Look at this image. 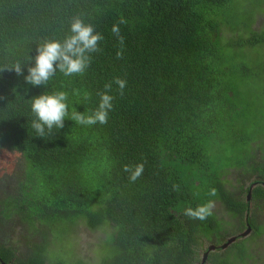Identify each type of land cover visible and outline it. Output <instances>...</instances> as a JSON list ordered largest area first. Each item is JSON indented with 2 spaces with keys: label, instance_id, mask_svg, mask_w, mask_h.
<instances>
[{
  "label": "trees",
  "instance_id": "trees-1",
  "mask_svg": "<svg viewBox=\"0 0 264 264\" xmlns=\"http://www.w3.org/2000/svg\"><path fill=\"white\" fill-rule=\"evenodd\" d=\"M263 14L264 0H0V67L24 64L23 75L0 72V149L19 154L24 172L19 193L3 202L0 218L16 212L42 232L25 251L0 236V264H81L50 253L53 236L59 234L53 242L60 243V231L78 219L90 228H113L109 255L100 264H197L204 240L214 243L219 234L222 244L232 233L215 214L193 220L185 208L211 199L247 222L249 203L229 189L226 175L246 166L247 179L239 181L264 179L254 139L245 135L244 105L250 110L254 99L234 84L264 75L257 63L262 58L245 52L264 44V26L258 29ZM76 15L104 37L90 67L82 76L57 71L47 86L27 83L38 43L62 40ZM121 18L126 23H118ZM117 24L122 59L112 33ZM115 77L127 84L123 96L113 84L106 124L83 126L66 118L62 129L36 136L30 99L64 91L69 113L91 111L97 93ZM260 118L264 132V114ZM243 144L249 150L236 152ZM139 163L143 173L131 182L124 166ZM212 188L215 197L208 195ZM263 189L253 193L256 214L264 209ZM256 214L248 218L252 225ZM258 226L250 236L262 234L264 226ZM236 243L226 250L237 251L232 261L218 255L222 250L208 261L244 262L247 247L235 249Z\"/></svg>",
  "mask_w": 264,
  "mask_h": 264
},
{
  "label": "rangeland",
  "instance_id": "rangeland-1",
  "mask_svg": "<svg viewBox=\"0 0 264 264\" xmlns=\"http://www.w3.org/2000/svg\"><path fill=\"white\" fill-rule=\"evenodd\" d=\"M259 18L261 19L259 20L258 29L263 28L264 26V14L260 15ZM245 52L249 55L256 54V58H262L261 60H258L257 63L258 67L261 68V71L264 74V44L246 48ZM234 84L237 88L236 91L241 92L244 96L250 95V97H253L254 99V103H252L250 110L246 104L244 105L245 126L249 129L245 135L254 139L253 148L259 151L256 154L257 157L255 159L256 163L260 164V157L262 154L261 151L264 144L256 141L264 140L262 119L260 118L264 114V75L256 76L254 78L250 76L244 80L241 78L235 79ZM256 118H259V120L252 130L251 123ZM240 149L242 152H246L249 150V147L243 144L241 148L236 149V152ZM226 157L235 158V163H237L238 158L230 150H227ZM226 163L227 165L229 164V162ZM21 164L19 154L14 152L11 153L7 149H0V209L2 208L5 200L20 191L18 183L24 175ZM247 176L248 172L246 170V166L230 168L228 174L226 175L229 189L236 192L238 179H246ZM251 179L256 180L259 179V177L258 175H254ZM247 184L248 182L246 181V185ZM256 212L257 210H253V214H256ZM214 214L223 222L222 226L224 229L232 233L225 238L234 237L237 234L244 232L245 222L226 210L223 204L219 201H216ZM22 217V215L14 212L8 220L0 218V236H4L9 243L16 245L21 251H25V249L28 248V245H31L39 240L42 236V232L40 229L34 230L32 224L24 221ZM259 222L264 226V209L261 211ZM68 224V228L65 227L62 231H60V243L53 242L55 238L59 237V234L57 236H53V239L51 240L52 243L50 242L51 254H58L61 258L62 256H65L66 260L70 262H73L72 260H77L81 264H100L101 261L109 255L110 249L107 248V243L110 239L109 236L113 232V228L110 224H104L97 228H90L84 219H78L75 222ZM43 229H45V227H43ZM251 235L254 236V234ZM252 236H250L247 241L241 242L239 240L236 243L238 245L235 246V249H238L239 247H247L245 256V259H247H244V262L237 261V264H264V231L259 237ZM213 239L216 241L215 243L204 240L202 246L198 247V250L200 251L198 256L199 261H201L204 252L211 245H221L219 243L222 241V235L217 234L213 236ZM232 251H234V254L237 253L236 250H231L230 252H226L225 250L218 253V255H226L225 258H229L232 261ZM214 254L215 253H211L209 256L212 255L211 257H216ZM48 260L50 262V259ZM208 263L212 264V260L208 261Z\"/></svg>",
  "mask_w": 264,
  "mask_h": 264
},
{
  "label": "clouds",
  "instance_id": "clouds-1",
  "mask_svg": "<svg viewBox=\"0 0 264 264\" xmlns=\"http://www.w3.org/2000/svg\"><path fill=\"white\" fill-rule=\"evenodd\" d=\"M118 23H126V21L121 18ZM112 33L121 45L116 53L117 58L122 59L124 37L120 34L118 24L113 26ZM103 39V34L97 32L92 23H86L80 15L73 16L70 19L69 32L62 40L48 38L38 43L37 55L34 58L30 57L28 61L31 62L34 59L35 64L28 67V75L24 77L25 81L33 86H47L57 71L66 77L82 76L90 67L93 54L101 51L100 41ZM5 69L14 70L17 75H23L24 64L16 61L0 67V72ZM113 84L117 85L120 95L123 96L127 81L115 77L112 82L104 85V91L97 93L100 98L98 106L94 110L85 112L73 109L69 113L68 93L64 91L45 92L33 97L29 100L31 112L35 117L31 121V128L35 130L36 136L44 138L47 134H51L54 128L62 129L66 118L83 126L106 124L115 99L110 94ZM85 99H90V97L86 95ZM123 170L129 174L130 181L135 182L143 173L144 163L125 165ZM172 187L174 191L180 190L177 184H173ZM208 195L217 196V190L210 189ZM215 207L216 202L209 199L195 208L191 206L185 208L184 215L193 220L204 221L214 214Z\"/></svg>",
  "mask_w": 264,
  "mask_h": 264
},
{
  "label": "flooded vegetation",
  "instance_id": "flooded-vegetation-1",
  "mask_svg": "<svg viewBox=\"0 0 264 264\" xmlns=\"http://www.w3.org/2000/svg\"><path fill=\"white\" fill-rule=\"evenodd\" d=\"M256 142H258V143H263L264 144V140H261V141H256ZM251 145L253 146V143H251ZM256 152V154L259 152V151H255ZM261 157H260V160L263 162V164H264V145H263V149H262V151H261ZM263 168H264V165H263ZM259 177V179H256V180H252L251 179V177H250V180H246L247 182H248V184L246 185V181H239V180H241L240 178L238 179V181H237V186H236V194L237 195H239L240 197H241V199H245L246 201H248V203H249V207L251 208V211H250V213H248L247 215H248V217L251 219V215H253V210L255 211V210H257V211H259L260 209L258 208H256V203H255V199L253 198V193L255 192V191H257V188L259 187V186H262L263 188H264V179H261V177L260 176H258ZM247 179V178H246ZM241 185H244V187H243V189L242 190H240V186ZM252 189V190H251ZM232 190V189H231ZM264 190V189H263ZM251 191V198L248 200V197H249V192ZM257 216H256V219H255V222H254V225H252V223H250V225H251V227H252V229H253V233H255V234H258V232H259V230H258V225H261L260 224V222H259V217H260V215H261V213H259V214H256ZM245 221H246V219H245ZM246 224L244 225L245 226V228H244V231L247 229V222H245ZM261 227H263V224H262V226ZM243 230V229H242ZM242 230H240V231H242ZM242 233V232H241ZM252 233V234H253ZM240 234V233H239ZM239 234H237V235H239ZM259 236H261V235H258V237ZM241 239H244V238H241ZM215 243V242H214ZM217 244V243H216ZM215 252H220V251H215ZM197 264H200V263H197ZM207 264H209V263H207Z\"/></svg>",
  "mask_w": 264,
  "mask_h": 264
},
{
  "label": "water",
  "instance_id": "water-1",
  "mask_svg": "<svg viewBox=\"0 0 264 264\" xmlns=\"http://www.w3.org/2000/svg\"><path fill=\"white\" fill-rule=\"evenodd\" d=\"M252 190V189H251ZM251 198V191L249 192V197H248V200ZM248 216L246 218V221H247V229L240 233L239 235H236L234 237H230L228 239H226V241L224 243H222L221 245L219 246H215V245H211L209 248H207V250L204 252L202 258H201V261H200V264H206L207 261H208V258H209V255L217 250H222V251H225L227 250L230 246H232L234 243L237 242V240L239 238H247L249 237L252 233H253V229L250 225V223L248 222Z\"/></svg>",
  "mask_w": 264,
  "mask_h": 264
}]
</instances>
